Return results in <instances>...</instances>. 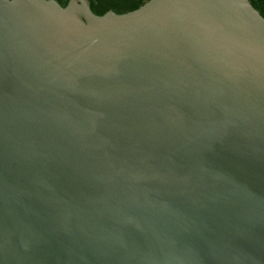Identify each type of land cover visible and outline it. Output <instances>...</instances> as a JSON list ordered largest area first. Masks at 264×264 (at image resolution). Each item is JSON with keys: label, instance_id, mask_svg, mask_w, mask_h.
Returning a JSON list of instances; mask_svg holds the SVG:
<instances>
[{"label": "water", "instance_id": "water-1", "mask_svg": "<svg viewBox=\"0 0 264 264\" xmlns=\"http://www.w3.org/2000/svg\"><path fill=\"white\" fill-rule=\"evenodd\" d=\"M0 264H264L250 0H0Z\"/></svg>", "mask_w": 264, "mask_h": 264}, {"label": "flooded vegetation", "instance_id": "flooded-vegetation-1", "mask_svg": "<svg viewBox=\"0 0 264 264\" xmlns=\"http://www.w3.org/2000/svg\"><path fill=\"white\" fill-rule=\"evenodd\" d=\"M92 9L97 15H104L108 12L125 14L135 11L148 3L150 0H90Z\"/></svg>", "mask_w": 264, "mask_h": 264}, {"label": "trees", "instance_id": "trees-1", "mask_svg": "<svg viewBox=\"0 0 264 264\" xmlns=\"http://www.w3.org/2000/svg\"><path fill=\"white\" fill-rule=\"evenodd\" d=\"M62 6H66L69 0H57ZM252 5L264 17V0H250Z\"/></svg>", "mask_w": 264, "mask_h": 264}]
</instances>
